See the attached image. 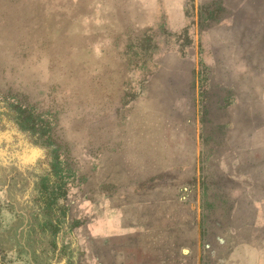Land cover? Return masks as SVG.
Listing matches in <instances>:
<instances>
[{"label": "rangeland", "instance_id": "obj_1", "mask_svg": "<svg viewBox=\"0 0 264 264\" xmlns=\"http://www.w3.org/2000/svg\"><path fill=\"white\" fill-rule=\"evenodd\" d=\"M173 2L0 0V264H153L150 237H135L161 218L146 205L167 173L154 147L167 114H150L153 82L167 63L198 62L199 46L205 104L233 103L222 84L244 78L236 92L254 113L200 114L203 264L211 251L214 264H264V163L254 161L264 144V0ZM243 25L247 49L232 35ZM246 141L256 150L229 156ZM195 199L184 201L191 209ZM130 203L122 236L106 237V212Z\"/></svg>", "mask_w": 264, "mask_h": 264}, {"label": "crops", "instance_id": "obj_2", "mask_svg": "<svg viewBox=\"0 0 264 264\" xmlns=\"http://www.w3.org/2000/svg\"><path fill=\"white\" fill-rule=\"evenodd\" d=\"M169 1L174 4L173 0ZM164 4L167 9V0H164ZM145 13H147V10ZM148 13L142 15L139 20H143L144 17L148 16ZM165 16H167V11ZM165 18L167 24L181 23L179 15L175 18H169V16ZM171 19L177 20L173 22ZM201 23V21L198 22L200 32L203 31ZM229 26L223 27L229 28ZM234 27L236 26L233 24L232 28ZM214 28H217V26L211 27V30ZM248 29L243 25L239 33L235 30L232 33L233 37L244 40L243 47L246 49L252 46V42L249 41L252 35L247 32ZM211 30H208L207 33L209 40L212 42ZM259 37L264 38V33ZM200 44H202V40H200ZM257 44L264 48V44ZM200 48L201 46H199L200 56L198 62H196V57L193 64L182 63L180 59L176 63H167V76L153 82L156 88L155 92L157 91L158 94L153 98L154 103L152 102L153 106H151L152 112L150 114H167V126L154 132L155 151L159 154L163 153L161 159L164 158L165 162H160V164L162 167L167 168V173L153 179L149 187V193H152L151 200L146 205L153 214L158 209V216H161V218L153 217L149 226L143 224L142 230L135 236L137 239L142 235H147V238L150 237L151 242L146 247L149 252L156 255L153 256V264H203L196 217L198 215V168L202 135L200 133V114H208V109L219 110L222 114H230L231 111L232 114H254L249 96L246 97L244 94L241 96L240 93L236 92V88L241 84L249 82L248 79L244 78L230 80L229 77L222 84L225 87L226 97L228 96L229 99L232 96L233 103L226 105L222 104L223 100H219L217 104H205L204 92L209 88L208 81L210 80L205 77L207 66H204L201 62L202 48ZM245 51L244 49V53ZM238 108L239 110L236 111ZM242 146L245 147L230 148L227 151L230 152L229 156L233 157V152H239L240 149L250 152L256 150L252 148V143L248 141ZM259 151L260 157L259 159L254 158V161L264 163V144H260ZM189 182L193 184L191 190L187 185ZM189 193L192 198H196L191 209L184 201ZM133 196L131 193V196L126 198L131 199ZM117 200L120 202V199ZM133 208L130 203L122 208L119 206L111 207L106 212V224L102 223L101 226V230L106 233V237L111 239L122 236L117 233L122 230V227L119 226V218ZM188 214H191L190 218ZM160 223L162 224L160 225ZM123 236L126 238L125 234ZM210 261L212 264L216 262L213 251L210 254ZM116 263L118 264L117 260Z\"/></svg>", "mask_w": 264, "mask_h": 264}, {"label": "trees", "instance_id": "obj_3", "mask_svg": "<svg viewBox=\"0 0 264 264\" xmlns=\"http://www.w3.org/2000/svg\"><path fill=\"white\" fill-rule=\"evenodd\" d=\"M25 109H27L28 111H30V112H32V109H30L29 107H25ZM202 121H203V119H202Z\"/></svg>", "mask_w": 264, "mask_h": 264}, {"label": "bare ground", "instance_id": "obj_4", "mask_svg": "<svg viewBox=\"0 0 264 264\" xmlns=\"http://www.w3.org/2000/svg\"><path fill=\"white\" fill-rule=\"evenodd\" d=\"M111 178V177H110Z\"/></svg>", "mask_w": 264, "mask_h": 264}]
</instances>
